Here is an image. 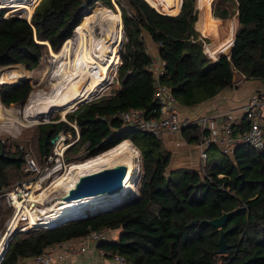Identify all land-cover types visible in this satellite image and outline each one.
I'll return each instance as SVG.
<instances>
[{
	"label": "trees",
	"instance_id": "1",
	"mask_svg": "<svg viewBox=\"0 0 264 264\" xmlns=\"http://www.w3.org/2000/svg\"><path fill=\"white\" fill-rule=\"evenodd\" d=\"M165 1L175 6L178 0ZM195 1L182 0L179 11L170 14L158 11L146 0H116L125 36L116 70L118 86L111 94L81 103L66 114L65 120L36 126L35 141L43 161L51 149L50 140L59 131L76 137L71 123L78 129V138L65 149L66 161L89 159L128 139L142 159L137 199L47 229L18 230L1 264H17L19 258L37 254L54 242L101 229H115L117 234L97 246L122 255L130 264H264V145L255 148L237 143L228 154L211 143L205 148L204 166L171 169V151L161 139L113 116L128 108L142 109L146 117L157 113L148 67L150 53L143 32L157 43L158 55L165 62L160 80L181 105L194 106L213 97L236 84L238 74H243L242 80L264 81V0H212L214 16L235 14L237 22L231 51L216 59L204 52L195 29V23L201 20L200 10L197 20ZM96 3L112 7L111 0H39L29 19L13 13L5 15L0 8V66L22 63L33 69L48 49L57 53L74 27L101 11L90 13ZM8 66L21 69L24 76L23 67ZM10 72L0 79V102L5 106L23 105L32 85L22 79L10 82L17 77L15 71L4 70L0 77ZM247 126L243 115L231 124L233 133ZM181 130L187 142H198L197 125ZM81 146L84 151L80 157L69 152ZM22 164L21 153L10 151L0 140V196L16 179L26 178L28 173L22 171ZM10 169L14 179L7 172ZM0 200L1 222L11 206L3 202L4 198ZM229 210L234 212L222 227L202 222ZM221 232L228 248L217 253Z\"/></svg>",
	"mask_w": 264,
	"mask_h": 264
},
{
	"label": "bare ground",
	"instance_id": "2",
	"mask_svg": "<svg viewBox=\"0 0 264 264\" xmlns=\"http://www.w3.org/2000/svg\"><path fill=\"white\" fill-rule=\"evenodd\" d=\"M26 1L30 2L28 3V6L26 5ZM37 1L38 0H10L8 6L11 5L9 8L12 9L17 8V10H26L29 15ZM147 1L152 6L157 7L153 0ZM121 26L122 22L120 13H111L104 9L83 20L77 28L74 27L73 35L75 36L76 42L72 45L73 39L69 38L63 43L59 52H54L53 55L55 58L51 61L49 66L52 71H48L46 74V79L50 78L49 84L51 87V93L45 95L46 97H42L43 95H31V97L28 98L25 108L22 110L24 120L34 122L33 120H37L38 117H45L47 119L55 110L59 111L60 115L64 118L67 111L79 104L80 101H84L87 97L89 98L91 93L95 91L96 88L98 89V86H102L101 82L108 73L109 67L115 65L119 55L118 44L122 35ZM224 37L226 38V36ZM206 48L214 57L216 50L213 51V47L211 46ZM59 56L65 57L63 64H61V57ZM5 67L7 68L9 66ZM58 67L61 68V71L56 72L51 76L50 72H53V70ZM23 68L25 69V67ZM0 71L2 72L3 70ZM11 73L12 72L0 77V79ZM5 119L21 125L19 118L15 115L13 110L9 108L8 110H3L0 104V121H5ZM117 161H124L127 164L128 174L125 178L124 188L118 193L120 195L116 198L109 197H113L117 194H98L66 202L58 198L57 201H61L60 204L56 202L58 207L44 206V200H46L52 193H56V191L65 193L69 187L74 185L79 175L105 166L113 165ZM137 169H139V153L128 139L121 141L117 145L94 157L85 159L81 162L71 163L66 176L59 178V176L55 177L56 174L54 175L55 179L59 178L55 189L46 192L47 187L52 184V181L50 180L44 188H38L36 191L29 194L27 204L26 201L14 199V201L16 200L15 204L18 205H16L17 215L11 220L6 230L7 232H5L3 240L0 242V249L3 247L9 234H11V231L16 227L17 216L26 219L28 218L29 227H34V225L48 227L51 222L56 223L61 219L69 218L71 216L90 214L107 209V207L104 206L110 207L112 206V203H120L119 201L122 202V200L132 197L136 191L135 179L137 176ZM60 180L63 181L59 184V182H61ZM104 196L105 198H101ZM34 200L36 203L38 202L37 204L42 206L40 207L41 209L38 208V210L32 211V213L30 209H33ZM99 204H103V206L93 210L89 209L92 206H98ZM85 210H88V212Z\"/></svg>",
	"mask_w": 264,
	"mask_h": 264
},
{
	"label": "built area",
	"instance_id": "3",
	"mask_svg": "<svg viewBox=\"0 0 264 264\" xmlns=\"http://www.w3.org/2000/svg\"><path fill=\"white\" fill-rule=\"evenodd\" d=\"M38 2L39 0L35 3V5ZM12 10L19 11L21 9L17 10V8H15ZM203 49L209 57L214 58L212 55H210L209 51L204 45ZM219 55L220 53L216 55V58ZM164 64V60L159 55H153L150 53L148 67L151 70V76L153 79L152 97L157 104L156 115L146 117L142 109L128 108L125 110H118L113 116L118 117L127 125L134 126L140 130L151 132L156 138L159 139H161L162 135L166 132H177L181 130L183 126L192 124L197 125L200 130V137L198 142L196 143L199 149L200 167L204 166L206 161L207 154L205 148L211 143L217 145L221 151L228 154L233 151V148L237 143H248L255 148L263 147L264 137L262 132V125L264 123V88L254 90L250 93L247 101L242 108V115L248 121V126L244 130L236 131L233 133L230 122V119H232V115L230 113L227 114V120L224 122L223 126L220 127L218 126L216 121V114L207 116L202 115L197 117H193L190 114L181 116L177 109L178 104L175 97L172 93H170L165 83L160 80V76L162 75L164 70ZM114 77H116L115 73L111 76V82L113 81ZM241 77H243V74H241ZM116 82L118 83L117 79ZM92 100L95 99H92L91 97L90 99L81 103H86ZM71 125L75 129L76 137L70 142L65 143V135L67 134L68 137H71V134L62 130L56 134L52 142L51 149L46 155V166L44 167L43 173H41V169L37 167L31 155H23L22 158L25 163L23 171L29 173V175L31 174V176L27 179H23L22 181H18L11 189L5 191L4 194H2L3 196H6V202L9 206H11L13 211L8 222V226L11 220L14 219V216L17 215L14 199L26 201L27 204V198L29 197V194L36 191L38 188H44L53 178V176H51L50 180L41 185L45 177L53 174V172H57L58 168H60L62 165H65V162H68L64 159L63 153L67 146L78 138V129L76 125L74 123H71ZM54 160L58 162L59 167L54 168L47 166L49 162H52ZM36 205H33V207H36ZM24 220L25 222L21 226H18V224ZM56 223L59 224V222ZM16 227H18L20 231H24L26 228H50L49 226L44 227L35 225L34 227H29L28 218L26 219L24 217L18 216L16 219ZM80 237L81 240L78 239V241L62 240L54 242L45 247L41 252L37 254L24 259L19 258L17 264H53L54 260L59 263L67 255H75L85 251L86 246L83 242L84 240L95 244L102 240H105L107 238L106 229L91 230L84 236ZM5 242L3 247L0 249V264L7 249V247H5ZM101 252L110 254L115 262L130 264L127 263L124 257L122 255H119L118 253L106 250H103Z\"/></svg>",
	"mask_w": 264,
	"mask_h": 264
},
{
	"label": "rangeland",
	"instance_id": "4",
	"mask_svg": "<svg viewBox=\"0 0 264 264\" xmlns=\"http://www.w3.org/2000/svg\"><path fill=\"white\" fill-rule=\"evenodd\" d=\"M155 1L158 3V8H156L158 11L163 12V13L175 14L176 11H174L173 6H169L168 3H166L165 0H155ZM181 1L182 0H180V2H179V9H180V3H181ZM218 1L219 0H217V2ZM2 2H4V3H2ZM28 3H30V2H27L26 1V5L27 6H28ZM111 3H112V7H107V6L103 5V3H96L94 5L95 7L93 6L94 8L92 9V11L90 13H92L95 10L106 9V10H108L111 13H118L119 14L120 13V6H119V4H117L116 0H111ZM9 4H10V0H3V1L0 0V5H1L0 8H3L4 9V11H5L4 14L5 15L6 14H12L13 13V14H16V15H22V16L28 18V19L30 18L32 12L28 15L27 14L28 11L23 10V9H21L19 11H14L11 8H9V7H11V5L8 6ZM211 4H212V0H196L195 1V8L197 9V19H198V16H199V10H200V13L202 15L199 24H216L215 22H217V16H214L212 14V11L213 10H212V5ZM5 5H6V7H5ZM121 5L123 7H126V5L124 3H121ZM208 8L210 10V13L208 12L209 11ZM209 18H210V21L211 22L209 21ZM222 21H224L223 24H229V25H230V23H237L236 22L235 14L232 15V16H230V17L224 18V20H222ZM195 29H199V28L196 27V23H195ZM201 29L203 30V26H202ZM121 30H122L121 31V34H122L121 35V40H120V42L118 44V51H119L118 54L119 55H118V58H117V61H116L115 65H111L109 67L108 73L106 74V76L104 77L103 81L101 82L102 86L101 85H100L101 87L98 86V89L96 88V90L91 93V95L89 96V98L87 97L86 99H84V101L90 99L91 97H92V99H98L101 96L108 95L109 93H112V90L118 86V83L116 82V77H114V79H113L112 82L110 80H111V76L114 73H115V76H116L117 66L121 62V59L119 61V58H120V50H121V45H122L123 41L125 40L123 25L121 26ZM209 30H211V29H209ZM199 31H201V30L199 29ZM217 32L218 33L220 32L219 34L222 33L220 30H217L216 29V30H213L212 31V36H208V38L210 39V43L209 44H208L209 40L199 32V35L203 39V45L205 47H208V46H211L212 47V46H215L217 44H220V43L224 42V41H222L224 39L227 40V37L228 38L230 37L231 29H229V31L225 35L226 38L225 37H222V35L220 36V39H222V38L223 39L219 43H218L217 39H214L215 37L216 38H219V36H218L219 34H217ZM143 34H144V36L148 40L149 39L148 38L149 36L145 32H143ZM69 38H72L73 39V44L72 45H74V43L76 41H75V36L73 35V29L71 31V35L69 36ZM61 45H63V44H61ZM148 51H149V53L150 52L153 53V48L148 46ZM53 54L54 53L51 51V49H48L47 54L44 55L43 57H41L40 62L38 63V65L36 67H34L31 70H29V69H27L25 67L26 69H24L25 70L24 76L21 75L22 74L21 69L13 70V69H7L6 67H0V70H3L2 72H4V70H11V71L17 72V74H16L17 77H15V79H13V80H16V79L18 80L20 78H22V80H27L32 85V89L29 92L28 98H30L31 95H39V96L40 95L41 96L43 95L42 97H46L45 95H49L51 93V89H50L51 87H50V84H49L50 78L49 79H46V74L48 73V71H52L51 67H49V66H50L51 61H53L54 58H55ZM59 57H61L60 58L61 59V64H63V62L65 61V59H64L65 57L64 56H59ZM11 66H13V67L14 66L15 67H17V66L24 67V64H22V63H15V64H12ZM60 69H61L60 67L55 68V70H53V72H50L51 76L54 75L56 72H60L61 71ZM2 72L0 71V73H2ZM10 82H12V81H10ZM28 98H27L26 102L23 105L11 104L9 106H5V105H3L0 102L1 107L3 108V110H8V108L11 109V110H13L15 112V115L19 118V121L21 123V125H19V124H16L14 121H7L6 119H5V121L4 120H1L0 121V140L5 143L6 147H9L10 148V151H12V152L13 151L20 152L21 155H22V157H23L24 154L25 155H31L32 158H33V160H34V162H35V164L37 165V167L39 169H41V173H43L44 167L46 166V161L45 160L43 161V159L41 160V157L38 155L37 143L35 141V138H36V130H37V127L36 126H37V124H40V123H48V122H51L53 120L65 119L66 118V114L68 112L74 110L78 105H80V103L83 100L80 101L79 104L75 105L76 107L74 106L71 110L67 111L65 113L64 118H63V116L60 115V112L59 111L55 110V111H53L50 114V116L47 119L45 117L44 118L43 117H38L37 120H33L34 122H28V121H25L24 120L23 113H22V110L25 108V106L27 104ZM263 126H264V123H263ZM71 140H73L72 139V136L71 137H68V135L66 134L65 135V143L70 142ZM83 151H84V147L81 146L80 149H77L76 147H73L72 149H70L69 152L71 154L72 153H75L76 156L80 157V154ZM138 153H139V169L136 170L137 176H136V179H135V182H136V185H135V190H136L135 191V194L132 197H129V198L125 199V200H122V202L119 201L120 203H117V202L112 203V206H110V207L104 206V207H107V209H111V208H114V207H117V206L121 207L124 204L130 203V202L136 200L137 197L139 196V194H138V185H139L140 178H141V175H142V159H141V155H140V151L139 150H138ZM63 155H64V153H63ZM85 159L86 158H83L82 160H80V159L77 158V159H74L72 161L65 162V165H62L60 168H58V171L57 172H53V174L49 175L48 177H45V179L43 180V182L41 183V185H43L44 183H46L48 180L51 179V176H53V178L51 179L52 184H50V186L47 187L46 192L55 189L58 179L60 177H63V176H66L67 175L70 164L71 163L73 164L75 162H81V161H84ZM198 159H200V158L198 157ZM24 165H25V163L23 161L22 171H23ZM47 166L54 167V168L55 167H59L58 166V162H56L55 160L52 161V162H49ZM198 167H200V160L198 162ZM7 172L10 174V176H11L10 178H13V179L15 178L14 177V171H13V169L8 170ZM55 174H56L55 177H58L59 176V178H56L55 179L54 178V175ZM26 175H25L26 176L25 179H27V178H29L31 176V174L29 175V173L26 174ZM23 179L24 178L16 179V181H14L8 187V189L6 191H8L9 189H11L18 181H22ZM62 181L59 182V184L62 183ZM62 194H63V192H61V191H56V193L55 192L52 193L46 200H44V206H49V207H54V208L58 207V205L56 204V201L58 200L59 196L62 195ZM0 197L4 198V201L3 202H5V204L8 206V204L6 202V198H5L6 196H0ZM0 201H2V200H0ZM15 203H16V200H15ZM17 203H18V201H17ZM35 203H36V201L34 200V205H36L38 202L36 204ZM113 205H114V207H113ZM41 206L42 205L37 204L36 207H33L32 210L30 209V211L31 212L32 211H36ZM100 206H103V204H99L98 206L97 205L92 206L89 209L90 210H93L95 208L97 209ZM16 210H17V208H16ZM85 211L88 212V210H85ZM12 212L13 211H12V208H11L10 209V213L7 216L3 217L4 219L2 218V221L0 222V242L3 240V237H4L5 232H7L6 230L8 228L7 226H8V222H9V220L11 218ZM24 222H25V220L24 221H21L18 224V226H21ZM38 228H41V227H38ZM30 229H35V228H30ZM18 230H19L18 227H16V228H14L11 231V233L13 232V234H14ZM26 230H28V229L26 228L24 231H26ZM110 234L113 237H115L116 234H117V230H115V229L114 230H110L109 236H110Z\"/></svg>",
	"mask_w": 264,
	"mask_h": 264
},
{
	"label": "crops",
	"instance_id": "5",
	"mask_svg": "<svg viewBox=\"0 0 264 264\" xmlns=\"http://www.w3.org/2000/svg\"><path fill=\"white\" fill-rule=\"evenodd\" d=\"M158 8V3L153 0ZM179 2L177 1V5L173 6L175 13L179 11ZM177 9V10H176ZM209 10V8H208ZM210 13V10L208 11ZM202 16V15H201ZM209 16V15H208ZM217 22L216 24H196V27L199 29H196L199 31L203 36H205L210 43V39L208 36H212L213 30H220L222 33L219 34V38L217 39L218 43L221 42L220 36L224 37L229 29H231L230 37L225 40L224 42L217 44L215 46H212L213 51H215V56L212 59H216L217 54H223L224 50L228 49L232 45V40L234 36V30L237 25V23H230L229 24H223L224 21H222L219 16H217ZM220 18V19H219ZM198 20V19H197ZM210 21V18H209ZM197 22V21H196ZM211 22V21H210ZM206 23V22H205ZM221 23V24H220ZM203 26V30L201 29ZM211 29V30H209ZM204 33V34H203ZM200 37V35H199ZM149 38V37H148ZM201 38V37H200ZM145 40L147 41V44L149 47L153 48V53L150 52L153 55H158V45L157 43L153 42L150 38L147 40L145 37ZM223 41V40H222ZM207 44V45H208ZM227 54V53H226ZM235 78H237V83L234 84L231 87H227L222 89L219 93L214 95L213 97L204 100L203 102H200L194 106H184L177 102V109L181 116L190 114L193 117L197 116H207V115H217L216 121L218 126H223L224 122L227 120V114L230 113L232 115V119H230L231 124H233L237 119L242 117V108L247 101L248 96L250 93L257 89L264 88L263 81L256 78L251 79H243L241 78V74L235 75ZM165 148L171 151V161L169 163V168H177V167H192V168H198V162H199V149L197 147L196 143L187 142L184 138L183 131L179 130L177 132H166L162 135L161 138ZM110 230L114 229H106L107 238L106 239H113L111 234L109 236ZM81 240V237H75L70 238L67 240H73L78 241ZM86 250L83 252H80L75 255H67L65 256L62 261L59 263L54 260L53 264H122L115 262L110 254L108 253H102L101 251L105 250L103 248H100L97 246V243H91L87 240L83 241Z\"/></svg>",
	"mask_w": 264,
	"mask_h": 264
},
{
	"label": "water",
	"instance_id": "6",
	"mask_svg": "<svg viewBox=\"0 0 264 264\" xmlns=\"http://www.w3.org/2000/svg\"><path fill=\"white\" fill-rule=\"evenodd\" d=\"M231 42L233 44V40ZM230 51H231V46L228 49L224 50L223 54H226V53L228 54ZM8 65H12V64H8ZM8 65H4L0 67H5ZM16 81L17 79L12 82H16ZM53 140L54 138H52L50 142H53ZM127 174H128L127 164L124 161H117L113 165L105 166L97 170L86 172V173L79 175L74 185L69 187L65 191V193L59 196V198L60 200L66 202V201L79 200V199H82L83 197L94 196L98 194L100 195L117 194V195H114L113 197H109V198H116L117 196L120 195L118 193H120L122 189L124 188V182H125V178ZM101 198H105V196ZM56 202L60 204L61 201H56ZM118 207L119 206L111 208V209H103V210L90 213V214H81V217H86V216H91V215H96L99 213L111 211ZM238 208L239 207H236L234 210H237ZM234 210L224 211L220 215L214 216L211 219H202V222L212 225L213 227H216V228L222 227L224 223L226 222L227 218L234 212ZM69 218H64L58 222L60 223ZM52 223L54 222L49 223V227L53 225ZM12 236H13V232L9 234V236L7 237L6 242H5V247L8 246V243ZM227 248H228V245L225 242L224 233L221 232L220 237L218 239L217 253H224L226 252Z\"/></svg>",
	"mask_w": 264,
	"mask_h": 264
},
{
	"label": "clouds",
	"instance_id": "7",
	"mask_svg": "<svg viewBox=\"0 0 264 264\" xmlns=\"http://www.w3.org/2000/svg\"><path fill=\"white\" fill-rule=\"evenodd\" d=\"M6 7V6H5ZM74 29V28H73ZM211 58V57H210ZM63 120H65V119H63ZM79 217H81V215H76V216H71L69 219H71V218H79ZM63 222V221H62ZM62 222H60L59 224H61ZM55 225H58V223H56V224H53V225H51L50 227H52V226H55Z\"/></svg>",
	"mask_w": 264,
	"mask_h": 264
},
{
	"label": "flooded vegetation",
	"instance_id": "8",
	"mask_svg": "<svg viewBox=\"0 0 264 264\" xmlns=\"http://www.w3.org/2000/svg\"><path fill=\"white\" fill-rule=\"evenodd\" d=\"M52 143V142H51Z\"/></svg>",
	"mask_w": 264,
	"mask_h": 264
}]
</instances>
